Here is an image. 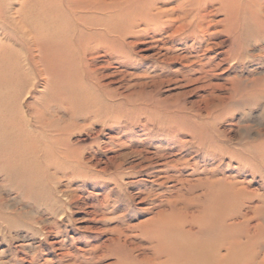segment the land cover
Instances as JSON below:
<instances>
[{"label": "rangeland", "instance_id": "1", "mask_svg": "<svg viewBox=\"0 0 264 264\" xmlns=\"http://www.w3.org/2000/svg\"><path fill=\"white\" fill-rule=\"evenodd\" d=\"M129 1L121 37H92L64 74L44 72L33 26L6 19L35 1L0 0V80L12 67L19 81L0 83V264H152L147 234L163 213L198 215L205 184L232 178L264 198V26L252 19L264 0L244 2L238 38L216 0L184 3L174 25L148 8L169 12L173 0ZM82 84L92 99L74 103ZM20 132L35 148L16 145ZM246 201L243 213L259 204Z\"/></svg>", "mask_w": 264, "mask_h": 264}, {"label": "bare ground", "instance_id": "2", "mask_svg": "<svg viewBox=\"0 0 264 264\" xmlns=\"http://www.w3.org/2000/svg\"><path fill=\"white\" fill-rule=\"evenodd\" d=\"M34 1L36 6H38L35 11H28L27 16H20V18L18 17V20L10 16H8L6 19L8 22L9 19L10 21H14L13 23L17 24V26H19V28H21L24 32L27 31H25L23 28V24L29 25L30 27L33 26V33L35 37L33 36L34 39H32V44L34 47H36L35 49H37L39 53H37L39 57L38 61L41 60L43 61L44 65L46 64L45 66L47 68H44V72L47 69L49 72L57 71L60 73L63 72L64 74L69 73V71L72 69H76L74 61L78 55L79 48L86 45V41H92V37H95L102 42H107L111 45L114 43V41L121 37V32L118 29L122 14V9L120 8L123 6L121 4L126 6L130 2L129 0ZM150 1L151 3L155 2V0ZM173 1L176 2V5L169 7V12L166 11L168 10V7L166 9L163 8L164 10L162 9L161 11H154V13L153 10L155 7L153 5L151 7L149 6L148 8L151 9L152 16L159 19L161 24L166 23V21L161 20V17L164 15H169L170 19L168 22L171 23V25H174L178 21V18H174L172 16L173 13H175L174 11H180L182 14L179 12V15H182V18H188L187 16L189 12L187 9L183 10L182 6L185 3L192 8L196 5V1ZM205 1L208 2L209 0ZM216 1L220 5L219 9L225 12V21H230L228 22V28L226 27L227 29L225 31L227 34L238 38L242 34L240 32L244 30L243 25L239 22L237 16L245 12L246 6L244 5V2H246V0ZM239 1H241V3H238ZM156 8L158 9L159 7L156 6ZM41 9H47L50 12V15L47 13L42 14ZM262 10H264V5L262 6ZM165 11L167 13H165ZM252 11L253 10L251 9V12ZM18 12L19 15L22 14L21 11ZM203 17V15L196 16V18L200 20L195 25L196 28L198 27L200 30H204L202 25ZM252 19L257 23L256 26H264V11L261 12V20H258L256 16H253ZM55 21L58 22L56 26L54 24ZM144 24L145 26H148V20L144 21ZM42 25L47 26L49 28L47 30L52 34H45L44 32L42 33L40 31ZM69 26H73L76 31L78 30L77 35L68 33L67 30H65ZM95 27L100 28L95 29ZM181 27H183V24H179L177 28L180 29ZM53 29L55 33H53ZM62 29H64V34L61 35L60 38L59 36H54V34L61 33ZM242 35L241 37H243ZM81 52L83 51L81 50ZM8 54L9 53H7V55ZM5 58L6 57L2 58L1 60L3 61ZM59 58L62 59L64 63L61 66L53 65V60H59ZM38 61L36 60V62ZM0 69L2 68L0 67ZM3 70L5 71L6 69L4 68ZM4 73L5 74L1 76L2 78L0 83H2L4 86L6 81H11V84L10 82L8 83L12 87L13 83H16L15 80L18 78V73H16L17 76L14 77V71L12 67H10V69ZM68 81H75L78 83L79 78L77 76L69 75L65 78V84H68ZM18 82L19 81H17L16 84H18ZM79 86L80 91L70 95L74 103L78 100L81 103L90 102L92 98L86 93L85 86L83 84L82 86ZM4 104L5 103H3V105ZM11 105L12 104L10 103L9 106ZM14 108H16L15 105ZM2 120L3 119L0 118V122H2ZM17 121L22 122V117H18ZM14 125L16 126L19 124L15 123ZM25 135V133L16 134V145L18 147L25 146L28 148H35L34 142H25V138L23 137ZM247 187L248 186H246V183L245 186L242 184V181L227 177L217 178L214 181L205 184V200L200 205L201 210L198 212V215L191 216L188 219L185 215L177 211L174 212V214H161V225H158V229L156 230L157 233L152 232L150 235L147 234L148 237L154 242L152 245L153 257L149 262H152V264H264V198L258 195L257 192L252 190L248 191ZM255 197L258 199L259 204L251 205L250 213H243L241 210V204L246 200L253 201ZM182 209L184 212H186L187 206H183ZM187 223L195 224L198 229L194 232L189 229H184L183 226ZM222 251L224 252L222 253Z\"/></svg>", "mask_w": 264, "mask_h": 264}]
</instances>
